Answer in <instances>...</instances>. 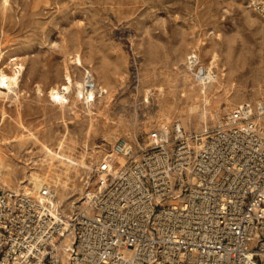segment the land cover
Wrapping results in <instances>:
<instances>
[{
  "label": "rangeland",
  "instance_id": "374dc122",
  "mask_svg": "<svg viewBox=\"0 0 264 264\" xmlns=\"http://www.w3.org/2000/svg\"><path fill=\"white\" fill-rule=\"evenodd\" d=\"M0 66V182L51 184L68 212L98 159L122 160L118 139L264 106V20L246 0H0ZM201 66L217 78L202 82ZM89 78L90 99L78 94Z\"/></svg>",
  "mask_w": 264,
  "mask_h": 264
},
{
  "label": "built area",
  "instance_id": "2783aa9c",
  "mask_svg": "<svg viewBox=\"0 0 264 264\" xmlns=\"http://www.w3.org/2000/svg\"><path fill=\"white\" fill-rule=\"evenodd\" d=\"M246 4L264 20V0ZM136 145L118 139L124 162L98 159L93 190L68 212L51 184L0 182V264H264V106Z\"/></svg>",
  "mask_w": 264,
  "mask_h": 264
},
{
  "label": "bare ground",
  "instance_id": "6f19581e",
  "mask_svg": "<svg viewBox=\"0 0 264 264\" xmlns=\"http://www.w3.org/2000/svg\"><path fill=\"white\" fill-rule=\"evenodd\" d=\"M7 72L5 71L4 67L0 66V83L1 84H6L8 82L7 80ZM217 78V75L214 73V71L210 68L209 71L205 74V77H204V81H214L215 79ZM96 88V87H95ZM95 88L93 87H90V88H87L86 91H84L83 87L81 86V84H78V94L81 95L82 93L85 94L84 97L85 98H92L94 96V92H95ZM37 90H40L39 87H37ZM102 92L103 89H101ZM101 93V92H100ZM66 99V94L62 93L61 94V100L64 101ZM217 114V112H216ZM177 123L181 124V126H184L183 123L179 120ZM116 155L115 157H117L118 155L117 154H114ZM109 156L111 158H113L114 156L113 155H110ZM121 162H124V159L122 157V160ZM3 184V183H2ZM4 185V184H3Z\"/></svg>",
  "mask_w": 264,
  "mask_h": 264
}]
</instances>
